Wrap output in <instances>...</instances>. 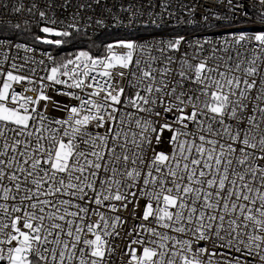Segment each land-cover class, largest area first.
I'll list each match as a JSON object with an SVG mask.
<instances>
[{
  "label": "snow or ice",
  "instance_id": "obj_1",
  "mask_svg": "<svg viewBox=\"0 0 264 264\" xmlns=\"http://www.w3.org/2000/svg\"><path fill=\"white\" fill-rule=\"evenodd\" d=\"M0 264H264V0H0Z\"/></svg>",
  "mask_w": 264,
  "mask_h": 264
},
{
  "label": "built area",
  "instance_id": "obj_2",
  "mask_svg": "<svg viewBox=\"0 0 264 264\" xmlns=\"http://www.w3.org/2000/svg\"><path fill=\"white\" fill-rule=\"evenodd\" d=\"M21 39H25L24 37H21ZM29 39V38H28ZM47 48V45H40L39 46V49L37 51V56L39 57V52L46 49Z\"/></svg>",
  "mask_w": 264,
  "mask_h": 264
},
{
  "label": "trees",
  "instance_id": "obj_3",
  "mask_svg": "<svg viewBox=\"0 0 264 264\" xmlns=\"http://www.w3.org/2000/svg\"><path fill=\"white\" fill-rule=\"evenodd\" d=\"M25 38V37H24ZM30 39V38H29Z\"/></svg>",
  "mask_w": 264,
  "mask_h": 264
}]
</instances>
